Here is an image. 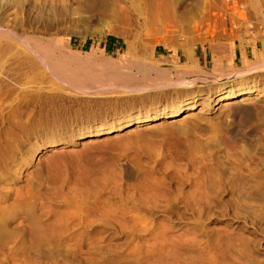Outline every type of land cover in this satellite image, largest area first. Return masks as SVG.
<instances>
[{
	"label": "rangeland",
	"instance_id": "1",
	"mask_svg": "<svg viewBox=\"0 0 264 264\" xmlns=\"http://www.w3.org/2000/svg\"><path fill=\"white\" fill-rule=\"evenodd\" d=\"M0 264H264V0H0Z\"/></svg>",
	"mask_w": 264,
	"mask_h": 264
},
{
	"label": "crops",
	"instance_id": "2",
	"mask_svg": "<svg viewBox=\"0 0 264 264\" xmlns=\"http://www.w3.org/2000/svg\"><path fill=\"white\" fill-rule=\"evenodd\" d=\"M250 43H244V45L240 42V40H235V49L234 53L230 52H222L220 53V56L218 53H216V56L214 55V52L209 44L202 43L197 44L195 47L190 42H185V44L181 45L178 49V56L179 60L181 59L180 53L183 56L184 62H187L191 65H198L201 67H207L209 62L211 61V58H213V64L212 66L219 70V73L227 70L226 68H232V64H229V57L232 56L233 63H237L236 60L240 59L243 61V55L248 54L249 51L253 48L250 47ZM191 55V56H190ZM214 55V56H210ZM230 55V56H229ZM190 57V58H189ZM246 61V60H245ZM193 63V64H192Z\"/></svg>",
	"mask_w": 264,
	"mask_h": 264
},
{
	"label": "bare ground",
	"instance_id": "3",
	"mask_svg": "<svg viewBox=\"0 0 264 264\" xmlns=\"http://www.w3.org/2000/svg\"><path fill=\"white\" fill-rule=\"evenodd\" d=\"M235 3V2H234ZM240 3V2H239ZM238 3V4H239ZM237 4V3H236ZM152 12V11H151ZM200 12V11H199ZM246 15V14H245ZM152 16V15H151ZM154 17V19H152L154 22H158V21H160L159 19L160 18H168L169 17V14L167 13V10H163V12H162V14H161V16L159 15L158 17H156V16H153ZM152 17V18H153ZM152 24V23H151ZM162 24V23H161ZM212 27V26H211ZM228 35V34H227ZM15 36V35H14ZM13 36V37H14ZM38 36V35H37ZM250 36V35H249ZM24 40V42H26L27 40L24 38L23 39ZM38 40V39H37ZM39 43V42H38ZM27 44H29L28 43V41H27ZM35 44V43H34ZM40 44V43H39ZM43 44V43H42ZM55 44V43H54ZM30 45V44H29ZM132 44H129L128 43V48H129V51H130V49H131V46ZM25 46H27L26 44H25ZM34 46V45H33ZM40 51V50H39ZM41 53V52H40ZM40 55V54H39ZM41 55H42V53H41ZM49 55V54H48ZM44 55H42L41 57H43ZM191 56V55H190ZM41 57H39V58H41ZM190 58V57H189ZM45 59V58H44ZM193 64V63H192ZM145 71V70H144ZM132 75V74H131ZM229 90H232V88H230ZM246 91H248V90H246ZM246 91H240V92H236V93H230L229 94V96H230V98H227L225 101V103H223L224 105H230V104H233V103H235L237 100H235L234 98H236L235 96H237L238 94H242L243 92H246ZM248 95V94H247ZM228 96V97H229ZM247 96H244L243 98H246ZM248 99V98H247ZM238 100H241V98H239ZM235 104H233V106H234ZM231 106V105H230ZM193 107V105H188V106H185V105H181V107H179V108H177V109H175V110H170V111H167V112H163V113H153V114H151V115H148L147 117H145L144 119H143V121L144 122H146V123H150V121H153V120H158V119H164V118H167V117H172V116H178V115H180V114H182L183 112L185 113V111H188V109H190V108H192ZM236 107V106H235ZM190 114H188V116L189 115H191L192 114V112H189ZM160 121V120H159ZM139 124H141V122H138L137 124H135V126H138ZM151 124V123H150ZM120 126H121V124L120 125H112V126H109V127H106V128H104V129H101V130H97L93 135H96V134H103V133H109V132H112V131H114V130H117V129H119L120 128ZM134 126V127H135ZM134 127H132L133 129H134ZM139 128V127H138Z\"/></svg>",
	"mask_w": 264,
	"mask_h": 264
},
{
	"label": "trees",
	"instance_id": "4",
	"mask_svg": "<svg viewBox=\"0 0 264 264\" xmlns=\"http://www.w3.org/2000/svg\"><path fill=\"white\" fill-rule=\"evenodd\" d=\"M110 39H112L115 43H121V38L117 37V36H110Z\"/></svg>",
	"mask_w": 264,
	"mask_h": 264
},
{
	"label": "water",
	"instance_id": "5",
	"mask_svg": "<svg viewBox=\"0 0 264 264\" xmlns=\"http://www.w3.org/2000/svg\"><path fill=\"white\" fill-rule=\"evenodd\" d=\"M115 131V130H114ZM113 132V131H112ZM110 133V132H109Z\"/></svg>",
	"mask_w": 264,
	"mask_h": 264
}]
</instances>
